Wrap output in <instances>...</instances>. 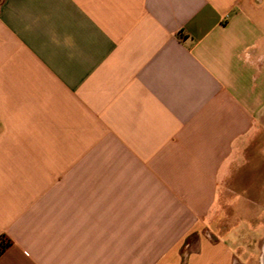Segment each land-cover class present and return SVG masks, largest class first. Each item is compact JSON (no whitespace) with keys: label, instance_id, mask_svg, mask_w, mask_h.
Listing matches in <instances>:
<instances>
[{"label":"crops","instance_id":"obj_1","mask_svg":"<svg viewBox=\"0 0 264 264\" xmlns=\"http://www.w3.org/2000/svg\"><path fill=\"white\" fill-rule=\"evenodd\" d=\"M257 187L264 0H0V264H236Z\"/></svg>","mask_w":264,"mask_h":264},{"label":"rangeland","instance_id":"obj_2","mask_svg":"<svg viewBox=\"0 0 264 264\" xmlns=\"http://www.w3.org/2000/svg\"><path fill=\"white\" fill-rule=\"evenodd\" d=\"M256 190L260 194L255 196V202L246 206L242 203L240 216L230 220L233 234L227 239L235 250L236 264H264V188Z\"/></svg>","mask_w":264,"mask_h":264},{"label":"trees","instance_id":"obj_3","mask_svg":"<svg viewBox=\"0 0 264 264\" xmlns=\"http://www.w3.org/2000/svg\"><path fill=\"white\" fill-rule=\"evenodd\" d=\"M11 246V241L6 236L0 237V256Z\"/></svg>","mask_w":264,"mask_h":264}]
</instances>
